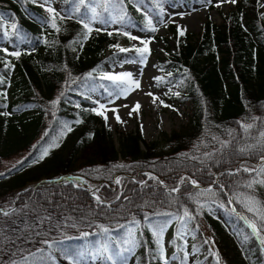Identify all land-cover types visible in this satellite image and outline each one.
Wrapping results in <instances>:
<instances>
[{"label": "trees", "instance_id": "1", "mask_svg": "<svg viewBox=\"0 0 264 264\" xmlns=\"http://www.w3.org/2000/svg\"><path fill=\"white\" fill-rule=\"evenodd\" d=\"M165 1L182 0H124L122 7L113 4L107 12L97 0H89L90 7L101 14L96 21L102 19L104 23H91L93 31L87 33L80 21L89 22L90 7L78 5V0H62L56 16L59 31L52 27L51 14L44 11L39 0H0V166L3 159L23 154L0 170V205L11 204L13 191L20 189L18 203L32 208L51 203L66 207L75 219L87 224L81 232L92 233L88 237L47 238L51 246L39 242L37 251L49 249L54 255L59 245L92 250L95 240L107 239L100 225L110 229L111 237L123 241L136 220L141 244L136 253L139 264H161L147 224H162L169 217L182 216L187 209L194 217L192 229L197 237L208 241L207 252L214 262L264 264V243L246 222L255 221L260 227V221L234 198L238 192L253 193L264 210V185L246 188L245 183L255 173L243 171L244 167L257 171L264 167L260 136L264 132L262 0H236L233 7L220 11V21L204 18L197 32L178 30L168 23L171 45L166 37L157 35L166 43L158 61L165 73L159 83L177 87L181 100L188 101L190 107L182 125L169 133L162 131L163 145L157 139H145L137 127H115V142L105 119L91 111L95 108L94 91L106 93L111 83L103 78L106 64L134 57L130 51L120 52L111 46L127 39L122 32L129 33L132 26L154 34L151 27L162 20L161 5ZM77 6L79 12L75 11ZM6 14L11 15L7 27ZM124 14L123 22L115 28L121 33L105 27L112 16ZM14 23L15 30L11 27ZM103 28L107 31H96ZM109 31L113 35L109 36ZM14 51L21 55L12 56ZM5 62L11 66L6 67ZM2 85L11 87L12 99ZM54 100H58L55 105ZM78 120L81 122L76 123ZM241 125L253 127L245 131ZM68 127L72 130L67 131ZM64 134L65 141L54 147ZM225 141L229 143L222 146ZM46 148L48 154L40 159ZM242 148L246 151L241 152ZM237 168L241 171L236 172ZM144 170L156 173L166 186H174L180 173L207 186L185 181L177 186L178 192L169 194L164 185L145 178ZM117 173H121V184L114 188L103 183L97 193L105 205L97 204L87 187L48 180L82 174L112 183ZM42 177L47 180L34 187L25 186ZM261 178L264 173L257 177ZM138 181H147L148 186ZM209 188L212 191L204 193ZM145 214L156 215L145 220ZM260 235L264 236V230Z\"/></svg>", "mask_w": 264, "mask_h": 264}, {"label": "rangeland", "instance_id": "2", "mask_svg": "<svg viewBox=\"0 0 264 264\" xmlns=\"http://www.w3.org/2000/svg\"><path fill=\"white\" fill-rule=\"evenodd\" d=\"M41 4H43L44 0H39ZM50 5L56 9L62 4V0H49ZM233 7V3L231 2H221V0H211V2L195 0L191 3H187L186 1H176L175 3L163 2L161 5L162 10V20H157L154 22L152 27H155L157 31L154 34H150L143 29L132 26L129 30L131 36L139 37L140 39L150 40L148 47L151 50L150 55H148L146 64H140L139 54L134 50L130 51L134 53V57L126 58L122 63H115L114 66H111L107 63V68L105 73L110 74H119L123 72H130L134 79H138L140 81V87L134 91H132L127 98L116 99L115 103L108 104V100L110 97L108 96V92H115L116 88L114 86V82L111 81L109 87L107 88V92H102L100 89L95 90L93 93V102L99 100L101 103H105L108 109L118 108L119 115L122 123H118L115 114L113 116L107 115V123L109 128L112 130L113 136L115 138V142H117V131L116 128L125 130V129H135L136 127L140 131L141 135L147 139H157L160 145L164 144L162 131L169 133L171 129L178 128L182 125L188 116L190 111V107L188 106V101H182V94L177 90V87L170 86L167 87L164 84H160V80L153 79L154 77L162 78L165 73L158 67L159 58L164 54V46L165 41L157 35H162L167 38V43L171 45L173 42V37L171 36L168 30V23H172L176 26L178 30L197 32L200 30V22L206 18L210 17L212 20L218 22L220 21V11L227 10ZM262 7H264V0H262ZM44 11L48 13L43 7ZM50 14V13H48ZM178 15L188 17V21L184 25H179L177 23ZM11 15H5V26H9ZM94 25H101L99 21H93ZM117 24V23H116ZM116 24L106 23L105 27L109 30H114L116 28ZM121 47L132 49L133 46L141 47L139 40H133L129 37L127 39H122L118 43ZM118 49V48H117ZM136 61V62H133ZM149 71H153V73H149ZM7 86V87H6ZM5 93L10 96L9 99H12V89L8 85L3 86ZM9 90V91H8ZM147 93H152L151 95L155 100V102H146L143 101L140 104V108L138 112L132 111V108L135 102H141ZM178 93V95H176ZM163 101V103H161ZM131 103L130 106L127 104ZM97 108L98 105L95 104ZM127 105V107H125ZM167 105V106H166ZM111 111V110H107ZM131 112V115L129 113ZM143 126V128L141 127ZM66 139V135H62L58 138V141L54 147H59ZM141 145V143H140ZM142 146V145H141ZM49 151V148L44 149V151ZM43 151V152H44ZM42 152V154H43ZM41 154V155H42ZM23 154H16L7 159H3V164L0 166V170H3L6 165H10L13 162H16L17 159L21 158ZM236 165V164H235ZM143 173H151L159 177L156 173L150 170H144ZM214 182L217 180V173L215 172ZM84 176V175H83ZM116 177H120V175H115ZM113 177V182L110 183L111 187L117 185L115 183ZM148 177L145 175V178ZM181 177L185 178L184 173H180L177 178V183L174 186H166L164 187L167 190H170L174 187H177L181 183ZM1 178V177H0ZM70 178V177H69ZM63 175L59 177H53L48 179L50 182H56L63 180H70ZM76 178H72L75 180ZM162 180L161 177H159ZM47 180L46 177H42L38 181L30 182L25 186L27 188L34 187L39 181ZM84 185H87L88 191L91 193V190H95L96 188H92L93 184H96L97 188L103 185L101 184V180H94L87 176H85ZM193 180L192 178L185 179V181L190 182ZM35 183V184H34ZM185 183V182H184ZM199 183V182H197ZM197 186V185H195ZM207 186V185H205ZM203 186V187H205ZM91 187V190H90ZM199 187V186H198ZM20 189L14 190L12 193V203L8 205H0V207L5 208L6 211H11V209L15 208L17 211L8 217L0 215V229H3L8 237L15 241V244L8 243L6 240L0 244V264H10V261H18L22 260V257H28L29 264H70L69 261L65 259L64 251L67 250L69 252L77 251V250H86L83 247H79L78 249L75 247H64L63 245L57 246V250L55 251V255L51 253L52 251L49 249L43 251H37L39 248V242H42L43 239H49L53 237H58L62 235H80L83 226L87 225L83 221L75 219L73 215H71V211L66 207L56 206L54 204H48L44 206L35 207L36 211H32V207H29L25 204L18 203L16 200L17 195L19 194ZM253 195L257 200L256 196L250 192H238L234 195L238 201L242 199L244 196ZM233 196H230V200ZM258 201V200H257ZM242 204V203H241ZM230 205H233L231 203ZM244 211L251 215H255L252 212H248L245 205ZM260 207L259 205H257ZM11 207V208H9ZM37 212L41 216L48 214L52 217L51 221L45 222L43 224H36L35 218ZM187 219V218H186ZM167 220L170 221L168 227L163 236V247L164 254L168 259V264H218L213 261L210 253L207 252V244L203 239L197 237V234L192 229V219L188 221L185 231V235L181 239L177 235L178 229H180V221L175 219V217H169ZM246 220L247 224L249 225ZM75 225L72 227L71 225ZM136 228V238L139 241V244L132 248L131 251L126 252L124 255L126 257L125 264H139L138 258L136 257V253L141 248L140 244V232L136 225H131L129 228ZM128 228V229H129ZM39 233V234H37ZM42 239V240H41ZM40 240V241H39ZM99 239L95 240L94 246ZM93 246V248H94ZM128 247V245H126ZM155 251L158 255L157 245ZM30 253H34V255H30ZM44 255V256H42ZM181 256V257H180ZM161 264H163V260L159 257ZM81 264H105L102 259H94L90 255L85 254L81 258Z\"/></svg>", "mask_w": 264, "mask_h": 264}, {"label": "snow or ice", "instance_id": "3", "mask_svg": "<svg viewBox=\"0 0 264 264\" xmlns=\"http://www.w3.org/2000/svg\"><path fill=\"white\" fill-rule=\"evenodd\" d=\"M33 2H37V0H33ZM123 2L124 0H97V3L99 5H102L104 8V11L107 12L109 11V8L113 5V4H117L119 6H123ZM208 2H211V0H208ZM221 2H231V3H235L236 0H221ZM78 5L80 6H85V7H90L89 5V0H78ZM41 7H45L46 11L48 13L51 14V25L53 28H57V24H56V16L58 15L56 9L54 7H52L50 5L49 0H44L43 4L40 5ZM75 11L79 12L80 11V7L77 6ZM90 11H91V16L89 18V22L85 23L83 20L80 21L81 24H83V27L85 29H87V33H91V31H93V28L90 26L91 23L93 21H96L97 19L100 18L101 14L97 11L96 7H90ZM125 15H119V16H112L111 18V23L116 24V23H122ZM63 18V17H61ZM101 23H104V21L101 19L100 21ZM149 25L151 26L152 21L149 20L148 21ZM12 29L15 30L17 28V25L14 23L11 25ZM57 31H59V29L57 28ZM96 31H107L106 28L103 29H96ZM113 31L117 32V33H121V29L117 28L114 29ZM151 31L155 32L157 31V29L155 27H151ZM109 36L113 35L112 31H109L107 33ZM122 34L124 36L129 37L130 39L133 40H139L140 44L142 45L141 47H136L133 46L132 49L129 48H124L121 47L120 45H112L111 47H115L118 48L120 52H129V51H135L136 53L139 54V63L140 64H146L148 55H150L151 50L148 47L149 43L151 42L150 40H145V39H140L139 37H135V36H131L130 33H128L127 31H123ZM180 35H184V31H180ZM87 34H85V39H87ZM4 52H8V49H3ZM12 56L15 57H19L21 55V53L19 51H14L10 53ZM136 62V61H133ZM5 66L6 67H10L11 65L8 62H5ZM95 71V70H94ZM92 73H88V76H91ZM171 75V74H169ZM103 78L114 82V86L116 88L115 92L109 91L108 92V96L110 97V99L108 100V104H113L115 103L116 99H120V98H127V96L134 90L138 89L140 87V81L138 79H134L132 76V73L130 72H123V73H119V74H110V73H103ZM153 79L155 80H160V77H154ZM0 82H2V78H0ZM148 95H153L152 93H147ZM176 95H178V93H176ZM158 98L153 99V102H155V100ZM56 103H58V100H54L52 101V104L55 105ZM95 104L98 105V108H93L91 109L92 112H94L97 115L102 116L105 119V122H107V115H106V111H101V109H105V110H111L114 114H115V118L117 120L118 123H122L123 121L120 118L119 115V109L118 108H112V109H108L107 105L105 103H101L99 100H96L94 102ZM161 103H163V101H161ZM167 106V105H166ZM125 107H127V105H125ZM140 108V104L139 102H137L133 108L132 111L134 112H138ZM5 115H7V113H4ZM129 115H131V112L129 113ZM81 121H76V123H80ZM245 131H248V129L252 128L253 125H241ZM143 128V126H141ZM72 129L70 127L67 128V131H71ZM261 136V141L264 142V132L260 133ZM215 139V137H214ZM229 142L225 141L222 142V146H226ZM54 146H58V145H54ZM250 147H254V146H250ZM241 152L246 151V149H240ZM48 154L47 150H45L43 152V154L41 155L40 159H43L44 156H46ZM206 156H209L211 154L209 153H205ZM195 158V157H194ZM261 159L264 160V154H262ZM114 167H126L125 165H116ZM94 171L99 172L100 169H95ZM241 171L240 168L236 169V172ZM243 171L248 172L249 174L255 173V175L252 177V179L248 180L245 183V187L252 189L254 185L256 184H261L264 185V178L261 179H257V177H259L261 175V173H264V167H261V169L259 171H257L256 169H252V168H248V167H244ZM232 174V173H230ZM146 176H148L149 179L156 181L158 184L163 185L164 182L162 180L159 179V177H156L154 175H152L151 173H145ZM181 183L185 182L184 177H181ZM62 183H69L72 184L74 187L77 188H83L84 187V183L86 182H82V177H77L75 180H63L61 179ZM52 183V182H49ZM115 183L117 185L121 184V177H116L115 178ZM138 183H140L141 185L147 187V181H138ZM190 183L192 185H197V181L196 180H190ZM221 189L223 188V185L220 186ZM91 190V187H90ZM99 191V189H95V190H91V194L92 197L94 198V200L96 201L97 204L100 205H105L106 202L97 194ZM179 188L178 187H174L172 189L169 190V194L174 193V192H178ZM212 191V189H205L204 193H210ZM123 195V194H121ZM121 195H118L116 197L117 200H119L121 198ZM124 199H128V197H124ZM233 201L229 200V203L231 204ZM240 203L244 204L247 211L248 212H252L254 213L259 221H260V227L257 226V223L255 221H248L249 226L251 227V229L253 230V235L256 236H260V240L261 243H264V236H261L260 233L262 230H264V210H262L260 207H258L257 205L260 204L259 201H257L255 199V197L253 195H248V196H244L242 199H239ZM110 207V205H107ZM27 207V205H26ZM17 211V209L13 208L11 209V211H6L4 209H0V215L8 217L13 215L15 212ZM32 211H36V209H32ZM150 215H156V214H145L144 219L148 220ZM163 215H168L171 216L173 214H169V213H164ZM187 218V219H186ZM52 217L48 214H45L43 216H41L39 214V212H37L36 218H35V223L36 224H43L45 222L51 221ZM175 219L179 220L180 223V229H178L177 231V235L182 239L183 236L186 234L184 229H186L187 223L189 220L194 219V217L192 216L191 213H189V211L187 209L184 210V213L182 216H176ZM132 223L134 225H139V221L133 220ZM170 221L166 220L164 221L162 224H152L149 223L147 224L148 229L152 232V235L155 239V243L157 245V250H158V255L159 257L163 260V264H168V259L164 254V247H163V236L164 233L166 231V228L168 227ZM72 227H75V225H71ZM101 229V232L104 234H108L107 235V239L105 241H98L96 242L94 248L92 250H77V251H73V252H69L67 250L64 251V256L65 259L67 261L70 262V264H81V258L87 254L90 255L91 257H93L94 259H102L105 264H125V260L126 257L124 255V253L131 251L132 248L136 247L139 244V241L136 238V228H129L128 229V233H127V239L120 241L114 237H111L110 235V229L105 228L103 225L99 226ZM121 228L125 227L124 225H120ZM39 234V233H37ZM80 235L82 237H88L89 235H92V233L89 232H81ZM7 241L8 243H12L15 244V241H12L7 233L3 230L0 229V244H2L4 241ZM43 244L51 246L49 244L48 240H43L42 241ZM205 243H208V241H205ZM124 245H128V247H124ZM30 255H34V253H30ZM213 255H217L215 253H213ZM217 260L219 261V257L217 255ZM10 264H29L28 261V257H22V260L20 262L18 261H10Z\"/></svg>", "mask_w": 264, "mask_h": 264}, {"label": "bare ground", "instance_id": "4", "mask_svg": "<svg viewBox=\"0 0 264 264\" xmlns=\"http://www.w3.org/2000/svg\"><path fill=\"white\" fill-rule=\"evenodd\" d=\"M188 21V17H186V16H181V15H178V20H177V23L179 24V25H184L185 26V23ZM151 71H149V73H150ZM130 73H131V71H130ZM151 73H153V71L151 72ZM3 86V85H2ZM7 87V86H6ZM9 87V86H8ZM7 89V88H6ZM5 89V90H6ZM9 91V90H8ZM7 95V94H6ZM7 97V96H6ZM153 97L152 96H150V95H145V97L143 98V100L141 101V102H139V104H142L143 103V101H146V102H153V99H152ZM137 102H135V104H136ZM130 104L131 103H128L127 105L128 106H130ZM134 104V105H135ZM98 108V107H97ZM101 111H106V114H108V115H111V116H113V112L112 111H107V110H105V109H101ZM35 184V183H34Z\"/></svg>", "mask_w": 264, "mask_h": 264}, {"label": "water", "instance_id": "5", "mask_svg": "<svg viewBox=\"0 0 264 264\" xmlns=\"http://www.w3.org/2000/svg\"><path fill=\"white\" fill-rule=\"evenodd\" d=\"M118 175V174H117ZM155 176V175H154ZM68 177H82L81 175H69ZM157 177V176H156ZM104 182V181H103ZM197 186H200V187H202L203 186V184H199V183H197ZM9 208H11V207H9ZM0 209H5V208H3V207H0ZM6 210H7V208H6Z\"/></svg>", "mask_w": 264, "mask_h": 264}]
</instances>
